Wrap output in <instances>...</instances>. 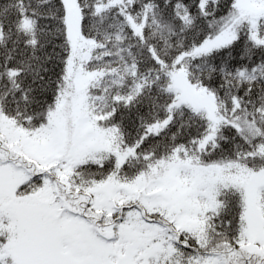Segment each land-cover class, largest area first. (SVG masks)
Wrapping results in <instances>:
<instances>
[{
    "label": "snow or ice",
    "instance_id": "6c2138e0",
    "mask_svg": "<svg viewBox=\"0 0 264 264\" xmlns=\"http://www.w3.org/2000/svg\"><path fill=\"white\" fill-rule=\"evenodd\" d=\"M0 264H264V0H0Z\"/></svg>",
    "mask_w": 264,
    "mask_h": 264
}]
</instances>
